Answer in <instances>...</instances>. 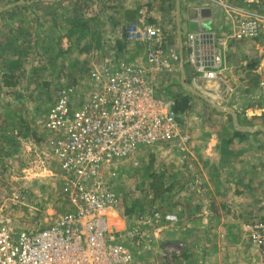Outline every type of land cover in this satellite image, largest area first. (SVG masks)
<instances>
[{"label": "crops", "instance_id": "obj_1", "mask_svg": "<svg viewBox=\"0 0 264 264\" xmlns=\"http://www.w3.org/2000/svg\"><path fill=\"white\" fill-rule=\"evenodd\" d=\"M35 1L45 8L56 7L55 20L39 17L33 33L43 43L36 44V58L26 57V73L0 70V156L11 158L15 149L26 145L22 153L37 161L33 168H47V160L53 159L46 146L49 135L42 122L32 119L34 111L27 106L23 78L38 81V92L46 86L45 81L58 80L57 74H50V64H61L69 46L64 41L68 35L73 40L80 33L88 39L85 57L92 65L88 75L92 68L129 63L124 56L134 43L125 40V29L136 19L137 11L146 7L147 21L159 28L152 42L161 45L163 54L149 64L146 57L134 53L135 63L143 61L155 72L165 71L164 66L172 69L166 71L178 68L187 91L182 95L189 97V108L180 114L187 141L151 147L155 165L149 167L150 173L162 176L166 187L157 198L150 193L153 210L175 216L172 222L153 227V236L158 245L163 243L164 249L178 258L169 264H262L258 248L250 242L248 224L264 220V30L255 40L233 39L239 16L226 17L218 2L209 0H178V9L176 0H92L94 10L68 5L64 14L58 6L66 0ZM225 1L241 8H264V0ZM68 16L72 17L70 22L65 19ZM198 29L224 43L226 68L217 80L197 78L186 61L187 35ZM51 34L54 43L58 41L55 50L61 56L53 60L46 57ZM27 44L32 51V43ZM174 46L178 63L168 53ZM71 48L70 55L83 57L80 48ZM86 86L88 93L92 89L90 78ZM187 86L206 98L192 94Z\"/></svg>", "mask_w": 264, "mask_h": 264}, {"label": "built area", "instance_id": "obj_2", "mask_svg": "<svg viewBox=\"0 0 264 264\" xmlns=\"http://www.w3.org/2000/svg\"><path fill=\"white\" fill-rule=\"evenodd\" d=\"M218 2L226 17L239 16L232 38L255 40L264 30V12ZM147 8L125 29L127 42H146V60L158 61L163 49L152 41L159 28L147 21ZM223 42L200 29L187 35V59L197 78L217 80L226 68ZM172 60L178 59L173 49ZM92 89L73 102V86L58 90L42 121L48 133L46 146L59 165L67 209L50 225L35 231L14 232L0 219V264H162L135 257L119 241L108 237L110 216L123 213L122 195L103 179L102 166L126 159L140 147L187 141L180 114L173 102L158 95L146 66L120 63L91 69ZM152 225L172 222L169 212L153 210ZM250 242L264 264V220L248 224ZM128 236H139L128 231ZM166 251V249H165ZM165 253L163 252L162 255Z\"/></svg>", "mask_w": 264, "mask_h": 264}, {"label": "rangeland", "instance_id": "obj_3", "mask_svg": "<svg viewBox=\"0 0 264 264\" xmlns=\"http://www.w3.org/2000/svg\"><path fill=\"white\" fill-rule=\"evenodd\" d=\"M35 3H39V7ZM40 3L35 0H0V70L26 73V68L29 66L26 63V57L30 55L29 59L36 58V44L43 42L42 40L40 42L36 32L33 33L34 28L40 24L39 17L42 20L45 18L55 20L53 14L56 8L54 6L45 8V4ZM93 4L92 0H66L57 9L62 10L63 14L68 5L69 7L72 5L74 8L86 7L94 10ZM47 6L51 5L47 4ZM254 9L264 12V8L255 7ZM65 19L70 22L72 17L68 16ZM78 19L82 20V18ZM76 20L74 19V21ZM81 22L79 21V24ZM26 35H29L30 40ZM82 36V33L75 37L72 36V40L68 35L67 41H64L70 46H66L67 48L64 50L67 56L57 66L53 62L50 64V74H54L53 77L57 74L58 80L50 78L45 81L44 89L38 92L35 87L38 85V81L23 78L26 80L22 83L26 86L27 106L34 111L33 120L35 119L39 123L43 121L44 113L53 104L57 91L62 88L74 87L76 96L73 98V102L76 104L87 94L88 71L92 65L85 57V53L89 51L88 39L85 38V35ZM47 40L51 49L47 51L46 57L53 60L60 56L55 50L54 34L49 35ZM29 42L32 43L30 46L32 51L27 49ZM139 44L141 46L143 44V47ZM56 45L58 47V41ZM71 45L80 48L83 57L78 59V55H70ZM144 46L146 47V42L140 41L128 49L130 52L124 58L129 64L145 66L143 61L136 64L134 59V53L139 54L136 55L137 57H146L144 56L146 51ZM173 51L178 54L176 46L173 47ZM73 52L75 51L73 50ZM174 61L178 63V59ZM164 67L166 70H172L169 68L170 66ZM166 70L155 72L154 69H151L149 71V78L156 92L170 100L187 93L180 82L178 68L173 71ZM30 84L34 86L30 87ZM188 84L192 86L190 81ZM26 124L28 125V123ZM154 145L142 146L129 158L115 160L111 164L102 166L103 179L112 182L114 189L121 193L124 207L123 213L110 216L108 237L124 244L138 259L157 260L162 264H169L170 261H175L178 258L165 251L163 243L157 244L155 236H153L155 231L153 227L156 226L151 222L147 223L150 219L148 215L155 209L148 186L150 182L149 167L153 168L155 165L154 153L151 151V147ZM15 150V154L11 158L0 156V219L6 221L14 232L39 230L50 225L67 209V201L61 191L62 173L59 165L53 159L47 160V168L42 166L33 168L37 165V161L26 159V154L22 153L23 150L26 151V145ZM151 228L154 230L151 231ZM128 231H135L136 234L139 232L142 236H128ZM163 252L164 255H162Z\"/></svg>", "mask_w": 264, "mask_h": 264}, {"label": "trees", "instance_id": "obj_4", "mask_svg": "<svg viewBox=\"0 0 264 264\" xmlns=\"http://www.w3.org/2000/svg\"><path fill=\"white\" fill-rule=\"evenodd\" d=\"M173 102L172 109L177 114H182L189 108V97L187 95L176 96L171 99ZM150 182L149 189L153 198L159 197L164 191H166V187H164V182L162 176L157 175L156 173L151 172L149 174Z\"/></svg>", "mask_w": 264, "mask_h": 264}, {"label": "water", "instance_id": "obj_5", "mask_svg": "<svg viewBox=\"0 0 264 264\" xmlns=\"http://www.w3.org/2000/svg\"><path fill=\"white\" fill-rule=\"evenodd\" d=\"M178 3H179V1L176 0L177 9H178ZM180 44H181V42H180ZM187 89H188L192 94H194V95H196V96H200V97L206 98V97H204L202 94H200L198 91H196L195 89H193V88H191V87H189V86H187Z\"/></svg>", "mask_w": 264, "mask_h": 264}]
</instances>
